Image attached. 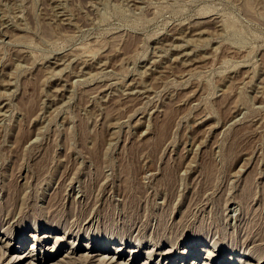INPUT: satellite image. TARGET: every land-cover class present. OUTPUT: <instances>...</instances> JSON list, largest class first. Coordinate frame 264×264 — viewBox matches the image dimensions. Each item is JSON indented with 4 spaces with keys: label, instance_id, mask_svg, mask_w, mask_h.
<instances>
[{
    "label": "rangeland",
    "instance_id": "1",
    "mask_svg": "<svg viewBox=\"0 0 264 264\" xmlns=\"http://www.w3.org/2000/svg\"><path fill=\"white\" fill-rule=\"evenodd\" d=\"M8 201L0 264H264V0H0Z\"/></svg>",
    "mask_w": 264,
    "mask_h": 264
},
{
    "label": "bare ground",
    "instance_id": "2",
    "mask_svg": "<svg viewBox=\"0 0 264 264\" xmlns=\"http://www.w3.org/2000/svg\"><path fill=\"white\" fill-rule=\"evenodd\" d=\"M9 191H10V189H9ZM8 191V193H10ZM13 191H15V190H13ZM11 193H12V191H11ZM14 193V192H13ZM12 193V194H13ZM16 193L18 194V192L16 191ZM8 195V194H7ZM10 196H13V195H10ZM15 196V195H14ZM17 196V195H16ZM16 198V197H15ZM15 198H13L14 200H15ZM17 198H19V196L17 197ZM16 198V199H17ZM5 199V198H4ZM12 199V200H13ZM3 201V200H2ZM9 202V201H8ZM18 203V202H17ZM23 203H25L24 201H23ZM9 206H11V208L10 209H8L6 212H2L1 210V214H0V216H2L3 215V217H2V219L4 218V217H6L7 219L8 218H11V216H15L16 214H18L19 212L17 211V210H15L16 209V205H13V202H9V203H7ZM14 204H16V203H14ZM53 204V203H52ZM1 205V204H0ZM4 205V204H3ZM25 205V204H24ZM23 205V206H24ZM18 206V205H17ZM22 206V205H21ZM26 206V205H25ZM48 206H51V204L50 205H48ZM20 207V206H19ZM51 207H53V206H51ZM1 208V207H0ZM22 208H24V210L26 209L25 207H22ZM7 208H5V210H6ZM19 209V208H18ZM50 210H51V208H49ZM49 209H48V211H49ZM3 210V209H2ZM22 210V209H21ZM23 210V211H24ZM16 211H17V213H16ZM22 211V212H23ZM15 214V215H14ZM52 214V213H51ZM54 214H56V213H54ZM53 215V214H52ZM54 217H55V215H53ZM54 217L52 218V220L54 219ZM50 218V217H49ZM1 219V218H0ZM6 219V220H7ZM51 219V218H50ZM56 219V218H55ZM137 219V218H136ZM58 220V219H57ZM61 220V219H60ZM59 220V221H60ZM51 221V220H50ZM1 222V221H0ZM67 222H68V220H67ZM74 222V221H73ZM2 223V222H1ZM3 223H4V221H3ZM72 223V222H71ZM70 223H68V225H69ZM73 224V223H72ZM132 224L134 225L135 224V222H133V220H132ZM141 224H142V222H141ZM159 224V223H158ZM166 224V223H165ZM59 225H60V223H59ZM164 225V224H163ZM1 226H3V225H1ZM13 226V225H12ZM160 226V225H159ZM162 226V225H161ZM9 227V226H8ZM66 227V226H65ZM123 227V226H122ZM165 227V226H164ZM163 227V228H164ZM1 228V227H0ZM6 227H4V229H5ZM12 228V227H11ZM11 228H9V229H11ZM64 228V227H63ZM69 228V227H68ZM67 227H66V230H67V232H69V231H72L70 228V230L68 229ZM162 228V227H161ZM167 228V227H166ZM165 228V229H166ZM8 229V230H9ZM112 229V228H111ZM121 229H123V228H121ZM164 231L163 229H160V231ZM212 230V229H211ZM120 231V230H119ZM174 231V230H173ZM122 232V231H121ZM124 232V231H123ZM173 233V232H172ZM177 233V232H176ZM122 234V233H121ZM171 235V234H170ZM31 236H34V234H31ZM36 236V235H35ZM51 235H49V234H46L45 233V235H43L41 238H45V237H50ZM64 236V235H63ZM69 236V235H68ZM82 236V235H81ZM128 236V235H127ZM178 236V235H177ZM14 237V236H13ZM21 237V236H20ZM249 237H253V236H249ZM59 238H62V237H59ZM153 238V237H152ZM178 238V237H177ZM254 238V237H253ZM257 238V237H256ZM56 239H57V237H56ZM156 239V238H155ZM169 240H171L172 241V239L173 238H171L170 239V237L168 238ZM168 239H167V241H168ZM246 239V238H245ZM255 239V238H254ZM254 239H252V240H254ZM5 240V239H4ZM255 240H257V239H255ZM0 242H3V240H2V236H0ZM6 242H8V241H6ZM146 242V241H145ZM156 242V241H155ZM249 242V241H248ZM154 243V242H153ZM174 243V242H173ZM8 244V243H7ZM176 244V243H175ZM248 245V244H247ZM1 244H0V250H1ZM5 246H6V244H5ZM86 247L87 246V244H84L83 245V247ZM34 247V246H33ZM46 247V246H45ZM53 247H54V245H53ZM48 248V247H47ZM121 249L122 248H120L119 246H117L116 247V251H121ZM48 250H50V251H52V250H59V251H61L62 250V247L60 246V247H58V248H48ZM141 250V248H139V250L138 251H140ZM161 250V249H160ZM134 251V250H133ZM207 251H210V250H207ZM170 252V251H169ZM2 255L4 254V252H2V250H1V252H0ZM53 253V252H52ZM51 252H49V251H47V252H45V254L44 255H41L40 257H38V255L37 256H34L33 255V253L32 252H30V251H28L27 253H25V254H22V255H17V256H15V258H13V259H11V260H9L6 264H37L36 262H34L32 259H34L35 261L37 260V262L38 261H44V259L46 260V259H51V257H52V254ZM154 253V252H153ZM69 254V253H68ZM100 254V261L102 262V263H105V264H107V263H109V264H129V263H126V261L124 262V261H122V260H118L117 261V259H114V258H112V256L110 257H108L107 256V254L106 255H104V254H102V253H99ZM135 254H137V253H135ZM208 254H210V252H208ZM54 255V254H53ZM114 255V254H113ZM96 256V255H95ZM137 256V255H136ZM263 256V255H262ZM261 256V257H262ZM68 258V260L67 261H65L64 259H60V260H63V261H65L67 264H70L71 262L73 263V261L75 260H77L78 261V263H80L79 262V259H80V256H78V257H75V256H67ZM118 257H122V253H120L119 255H118ZM81 258H86V260H89V258L90 257H87V256H85V255H83V257H81ZM110 259V260H109ZM96 260V259H95ZM193 260V259H192ZM239 260H242L241 258H239ZM109 261V262H108ZM154 261V260H153ZM243 261H245V259L243 260ZM65 262H63V263H65ZM147 262V260L146 261H144V263H146ZM173 262V261H172ZM42 263V262H41ZM40 263V264H41ZM60 263V262H59ZM77 263V262H76ZM82 263V262H81ZM80 263V264H81ZM218 264V262H214V263H209V262H206V261H200V262H198V263H196V262H194V261H191V262H189V264ZM220 263H224V262H221L220 261ZM55 264V263H54ZM61 264V263H60ZM83 264V263H82Z\"/></svg>",
    "mask_w": 264,
    "mask_h": 264
}]
</instances>
